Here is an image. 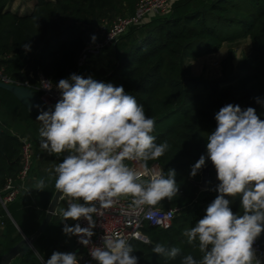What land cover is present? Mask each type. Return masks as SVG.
Here are the masks:
<instances>
[{"label":"trees","instance_id":"trees-1","mask_svg":"<svg viewBox=\"0 0 264 264\" xmlns=\"http://www.w3.org/2000/svg\"><path fill=\"white\" fill-rule=\"evenodd\" d=\"M34 9L20 14L10 7L16 0H0V65L14 81L29 82L37 87L43 75L54 84L77 74L98 82L123 86L144 107L145 114L156 121L152 133L156 143L170 145L158 160L165 175L177 173L179 194L157 206L179 208L169 229L147 226L150 243L134 240L133 255L139 264H181L192 255L202 260L198 240L185 235L206 215L214 201L219 181L214 165L210 169L208 188L197 186L202 171L195 177L191 169L201 155L207 157V138L217 128L216 114L226 105H239L242 110L254 108L264 120V0H178L166 16H151L132 27L115 46L110 72L79 70L82 49L99 38L96 29L110 25L118 16L133 14L139 0H33ZM249 38L252 49L237 69L232 58L223 63V79L195 77L186 66L188 60L216 54L225 43ZM30 45V50L22 47ZM259 101V102H257ZM0 107L17 115L32 130L36 166L32 173L45 181V189L26 203L20 198L8 205V216L0 204V215L6 224L0 261L25 236H31L45 219L56 191L55 168L69 153L50 155L41 149L39 114L23 106L11 93L0 89ZM23 143L8 129L0 128V191L9 177L21 169ZM210 159L206 160L207 166ZM31 173V174H32ZM231 199V198H229ZM232 211L243 214L240 198L231 199ZM55 215L47 230L35 242V250L46 261L58 249L63 225ZM264 248V234L259 238ZM156 244L180 249L175 258L153 252ZM29 257L32 260H29ZM17 264H41L35 253L18 259Z\"/></svg>","mask_w":264,"mask_h":264},{"label":"clouds","instance_id":"clouds-1","mask_svg":"<svg viewBox=\"0 0 264 264\" xmlns=\"http://www.w3.org/2000/svg\"><path fill=\"white\" fill-rule=\"evenodd\" d=\"M22 47L30 50L29 44ZM42 85L51 90V82ZM56 88L61 98L54 110H41L36 119L42 122L41 149L50 155L69 153L55 168V189L68 198L67 208L59 209L63 232L78 237L97 264H139L128 239L120 234L104 235L102 246L92 243L97 227L94 216L102 217L121 198H131L135 209L147 207L146 218L161 223L152 209L179 194L177 173L169 169L165 175L160 168H149L148 162L161 158L170 145L156 143L152 135L156 121L146 116L144 107L123 86L72 74ZM215 119L217 128L207 138V157L201 155L191 176L210 159L219 181L218 195L207 206L206 215L185 232L190 241L198 240L204 255L200 261L186 255L181 264H261L254 245L264 234V120L254 108L242 110L232 104L224 106ZM127 162L141 164L142 170ZM145 176L147 180L142 179ZM45 187L43 179L34 184L35 190ZM238 197L242 215L230 206L231 199ZM69 220L77 223L69 226ZM82 220L87 227L81 226ZM152 250L171 258L180 254L179 248L162 244ZM35 255L41 264H79L73 252L55 251L46 261L39 251Z\"/></svg>","mask_w":264,"mask_h":264},{"label":"built area","instance_id":"built-area-1","mask_svg":"<svg viewBox=\"0 0 264 264\" xmlns=\"http://www.w3.org/2000/svg\"><path fill=\"white\" fill-rule=\"evenodd\" d=\"M176 1L178 0H139L133 14L118 16L110 25L103 23L99 29V38L82 49L78 58V69L83 70L91 58L100 56L104 50L115 48L120 38L132 27L141 25L151 16H166L169 14L171 5ZM0 81L35 89L39 93L42 103L50 108H54L57 101L61 98V93L58 88H56L57 84H54L43 75L39 76L38 86L32 87L29 82L20 83L12 80L5 73V69L0 65ZM42 82H51V90L44 89ZM34 157L35 149L33 144L30 141H24L21 153V169L15 177H9L7 179L4 188L0 191V204L9 217L11 215L7 207L20 198L23 183L31 176L34 167ZM127 163H129L131 167H141V164L137 162ZM148 167H155L163 170V167L159 163H155ZM142 179L147 180L148 178L145 176L142 177ZM149 210L150 209L147 207L143 210L135 209L131 204V198H121L114 207L104 210V215L102 217L94 216V219L97 221V227L94 229L95 235L92 238V243L96 246H102V238L106 234H120L128 239L129 243L134 240L142 242L146 240L149 241L144 234V229L147 226L169 229L173 224L175 216L180 212L179 208L162 209L156 206L152 211H156L157 218L162 221L158 224L146 218ZM169 212H172L171 216L167 215ZM165 217H167V219H165ZM79 223L82 227L88 226L85 220L79 221ZM5 228L6 224L4 218L0 215V229ZM73 241L79 264H97L90 256L89 248L80 244L78 237L73 236ZM254 248L257 258L261 261V264H264V248L261 246L259 239L256 241Z\"/></svg>","mask_w":264,"mask_h":264},{"label":"crops","instance_id":"crops-1","mask_svg":"<svg viewBox=\"0 0 264 264\" xmlns=\"http://www.w3.org/2000/svg\"><path fill=\"white\" fill-rule=\"evenodd\" d=\"M19 0L13 3L10 7L12 12H18L20 14H25L24 8L25 6L20 7ZM34 9V1L29 0V12ZM114 51L115 48H109L103 51L100 56L93 57L89 60L86 67L83 69L85 71L95 70L98 71L101 75H106L109 73L111 61L114 60ZM108 71V72H107ZM0 128L8 129L14 136H16L22 143L24 141L32 142L34 140V135L31 128L22 120H20L17 115L10 112L9 110L0 107ZM40 180L38 174L32 173L31 176L23 183L22 191L20 199L26 203L31 202L35 195L39 190L34 189V184ZM83 203V201H81ZM68 206V198L63 197L61 203L58 207L57 214L60 215L59 209H66ZM61 216V215H60ZM62 218V217H61ZM62 220V219H61ZM63 221V220H62ZM69 222L74 223L73 226L77 223V221L69 220ZM64 224V222H62ZM6 233L5 229H0V248L4 242V237ZM21 234H23L21 232ZM71 243H69L67 248H64L65 251H61V249H57V251L62 253L73 252L76 253L74 247L73 236H69Z\"/></svg>","mask_w":264,"mask_h":264},{"label":"water","instance_id":"water-1","mask_svg":"<svg viewBox=\"0 0 264 264\" xmlns=\"http://www.w3.org/2000/svg\"><path fill=\"white\" fill-rule=\"evenodd\" d=\"M96 33L98 36H100L99 28L96 29ZM0 89L11 93L23 106L34 113L40 114L41 110L47 111L50 109V107L42 103L39 93L31 87L0 81ZM51 109L54 110V108ZM212 166L213 164L212 162H210L207 166L201 169L202 179L199 183H197V186L203 190H206L208 188L209 174ZM62 198L63 194L59 193L56 190L46 211L45 219L36 230V232L31 236H25L24 234H22L23 239L2 256L0 264H13L16 260L28 256L31 251L36 253L34 244L38 240V238L47 230L52 219L57 214V210ZM29 260H32V258L29 257ZM39 261L41 263V260Z\"/></svg>","mask_w":264,"mask_h":264},{"label":"rangeland","instance_id":"rangeland-1","mask_svg":"<svg viewBox=\"0 0 264 264\" xmlns=\"http://www.w3.org/2000/svg\"><path fill=\"white\" fill-rule=\"evenodd\" d=\"M18 1V0H17ZM20 7L25 6V13L29 12V0H19ZM114 48V47H113ZM252 49L251 40L249 38L240 39L236 42L225 43L222 48L212 55H208L197 60H188L186 66L190 69L191 74L195 77H202L207 80H222L223 78V66L222 63L232 58L233 66L237 69L241 61L250 54ZM108 72V71H107ZM110 72V70H109ZM35 149V147H34ZM36 152V151H35ZM37 159L34 157V167L36 166ZM62 216L59 215V221L62 223ZM62 219V220H61ZM69 226H73L74 223L67 221ZM64 227V224H62ZM69 243H71L69 236L63 233V237L58 244V249L65 251ZM57 251V250H56ZM62 253V252H61ZM17 260L13 264L16 263Z\"/></svg>","mask_w":264,"mask_h":264}]
</instances>
